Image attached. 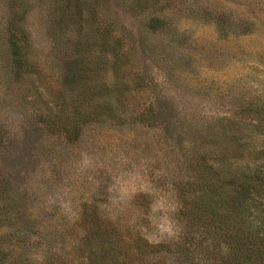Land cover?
<instances>
[{"label":"rangeland","instance_id":"rangeland-1","mask_svg":"<svg viewBox=\"0 0 264 264\" xmlns=\"http://www.w3.org/2000/svg\"><path fill=\"white\" fill-rule=\"evenodd\" d=\"M263 123L264 0H0V264H228Z\"/></svg>","mask_w":264,"mask_h":264},{"label":"trees","instance_id":"trees-1","mask_svg":"<svg viewBox=\"0 0 264 264\" xmlns=\"http://www.w3.org/2000/svg\"><path fill=\"white\" fill-rule=\"evenodd\" d=\"M75 10L76 19L81 24L84 10L79 5ZM10 45L17 62H20L21 44L12 36ZM237 129L240 127L232 132ZM248 135L264 137V123L251 124ZM237 151L238 154L231 157L222 154L218 160L213 176L214 186L220 193L215 197L209 196L208 201L212 202L207 208L228 222L226 231L220 229L229 237V250L219 255L223 256L224 263L248 261L250 264H264V148L251 146L246 140L237 146ZM202 184L209 190L211 181ZM212 203L214 207H211Z\"/></svg>","mask_w":264,"mask_h":264}]
</instances>
